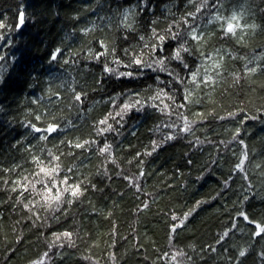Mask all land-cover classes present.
<instances>
[{"label":"trees","instance_id":"16d2710c","mask_svg":"<svg viewBox=\"0 0 264 264\" xmlns=\"http://www.w3.org/2000/svg\"><path fill=\"white\" fill-rule=\"evenodd\" d=\"M257 225L264 0H0V264H264Z\"/></svg>","mask_w":264,"mask_h":264},{"label":"snow or ice","instance_id":"6c2138e0","mask_svg":"<svg viewBox=\"0 0 264 264\" xmlns=\"http://www.w3.org/2000/svg\"><path fill=\"white\" fill-rule=\"evenodd\" d=\"M233 19H235V17H233ZM227 32H234V28H233V25H232V24H229V25H228ZM193 38H194V39H197L198 37L193 36ZM160 39L163 40L164 37L161 36ZM180 58H181V57H180V51L177 50V52H176V54H175V59L179 60ZM136 63L139 64L140 61L137 60ZM161 63H163V61H161ZM185 67H187V65H185ZM106 70H107V69H106ZM252 71H255V69H252ZM77 98H79V97H77ZM125 108H127V106H125ZM118 115H120V113H118ZM104 122H105V121H102V123H104ZM109 127H111V126L109 125ZM53 130H54V128H51V127L48 129V131H53ZM170 138H171V137H169V139H170ZM77 146L80 147V145H77ZM108 147H109L108 145H105V148L103 149V151H107V150H108ZM241 163H243V161H241ZM238 167H239V166H238ZM41 171L45 172L46 175L49 174L48 171L45 170L44 168H42ZM52 171H55V169H53ZM78 193H79V189H78V188L73 190V195H74V196L77 195ZM55 199L59 200V197L57 196V197H55ZM241 215H243V214H241ZM173 219H176V218L173 217ZM244 219L247 220L248 217L245 216ZM183 223H184V221L181 220V221H180V224L183 225ZM257 228L259 229V231L257 232V235H259L261 232H264V228H261L260 225H257ZM65 235H66V236H69L70 234L65 233ZM225 235H227V233H225ZM244 255H245V253H244L243 251L240 252V256H244Z\"/></svg>","mask_w":264,"mask_h":264},{"label":"rangeland","instance_id":"374dc122","mask_svg":"<svg viewBox=\"0 0 264 264\" xmlns=\"http://www.w3.org/2000/svg\"><path fill=\"white\" fill-rule=\"evenodd\" d=\"M240 21H241V20H238V19H229V21H228L227 24L225 25V29L227 30L228 25H229V24H232V25H233V28H234V31H236L238 25H239V29H238V31H240V30H241V25H242V23L240 24ZM242 29H243V26H242Z\"/></svg>","mask_w":264,"mask_h":264}]
</instances>
